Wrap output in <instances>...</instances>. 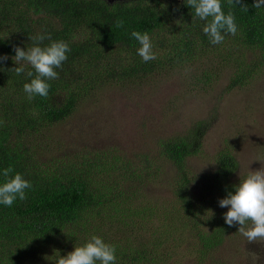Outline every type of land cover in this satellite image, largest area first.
Here are the masks:
<instances>
[{
	"label": "trees",
	"instance_id": "16d2710c",
	"mask_svg": "<svg viewBox=\"0 0 264 264\" xmlns=\"http://www.w3.org/2000/svg\"><path fill=\"white\" fill-rule=\"evenodd\" d=\"M254 3L221 0L225 14L235 15L238 30L214 45L203 32L207 22L195 16L186 0H5L4 12L0 8V57H8L0 60V183L3 170L11 166L10 176L21 173L32 188L25 190V200L17 198L11 207L0 204V264H55L56 252L67 255L92 235L116 246V264H164L157 255L146 254L154 250L148 246L176 237L181 244L185 232L192 239L188 244L198 242L194 264H205L226 232L238 231L239 224L229 227L224 211L217 209L240 180L234 178L239 165L231 147L215 154L203 176L209 181L210 188H202L211 194L208 198L194 188L199 175L188 162L202 151L215 115L193 122L183 134L157 138L155 158L94 150L50 154L48 142L54 139L47 131L70 118L92 91L141 82L193 62L207 50L218 51L220 45L227 50L225 60L239 61L227 88L244 86L264 67V6L255 8ZM118 19L125 22L122 28L116 27ZM132 31L149 33L156 59L142 60ZM38 33L64 40L71 51L56 69L59 78L48 81V97L29 101L23 85L34 78V69L25 65L33 77L17 75L12 69L19 65L12 57L16 46L31 47L29 37ZM50 42L45 39L42 46ZM163 164L164 186L178 204L176 213L167 204L159 209L152 198ZM154 219L159 227L143 238H131L138 229L144 234Z\"/></svg>",
	"mask_w": 264,
	"mask_h": 264
},
{
	"label": "rangeland",
	"instance_id": "374dc122",
	"mask_svg": "<svg viewBox=\"0 0 264 264\" xmlns=\"http://www.w3.org/2000/svg\"><path fill=\"white\" fill-rule=\"evenodd\" d=\"M224 55L228 56L227 50L220 45L218 51L207 50L193 62L151 74L141 82L106 85L92 91L80 100L70 118L48 128V136L54 142H48L50 149L46 153L94 150L135 159L147 153L155 158L157 138L183 134L193 122L213 114L215 119L203 138L202 151L188 159L199 175L194 188L208 198L211 194L202 188H210L209 181L203 176L212 167V159L219 150L229 147L233 150L239 165L235 179L243 178L249 170L264 167V67L256 70L244 86L228 89L239 61L235 62L234 58L227 61ZM46 145L47 142L43 148ZM166 171L163 164L158 174L162 180L157 179L158 185L149 186V190L152 188V198L159 209L167 204L168 210L176 213L178 204L164 186ZM217 206L224 213L228 211L219 202ZM106 212L114 214L112 210ZM159 226L160 221L154 219L144 234L138 229L131 238H143ZM184 237L187 239L181 244L176 237V240H163L157 247L149 245L154 250H147L146 254L158 257L157 261L164 260V264H194L197 255L193 250L198 242L188 244L192 240L188 232ZM253 253L259 256L256 264H264V243H249L237 230H229L207 256L205 264H252Z\"/></svg>",
	"mask_w": 264,
	"mask_h": 264
},
{
	"label": "clouds",
	"instance_id": "9594fccd",
	"mask_svg": "<svg viewBox=\"0 0 264 264\" xmlns=\"http://www.w3.org/2000/svg\"><path fill=\"white\" fill-rule=\"evenodd\" d=\"M186 3L194 9L195 16L207 23L203 32L209 37L212 44H221L225 34L235 35L237 33L236 18L232 11L225 14L221 0H186ZM230 5L240 3V0H228ZM264 0H255L253 7L261 8ZM243 11H248L247 6H241ZM116 27L122 28L124 20L118 19ZM223 33V34H222ZM131 36L140 44L137 52L144 62L156 59L153 52L152 39L147 31H132ZM33 42L27 50L16 46L15 56L12 57L16 66L12 70L20 75L26 73L33 77V71H27L25 65L34 69L35 76L30 83L23 85L27 99L31 101L35 96L47 98L50 84L48 81L59 78L56 69L62 68L63 62L67 60V53L71 51L69 44L64 40H52L50 34H37L29 37ZM51 41L48 45L42 46L43 41ZM8 59L7 56L0 57V60ZM9 166L3 170L4 182L0 183V204L11 207L19 200H25L26 189L32 188L29 180L16 172ZM234 192H228L227 196L219 200L220 207H227L228 211L223 214L225 223L231 227L239 224L238 233L247 242L264 243V167L258 170H249L248 173L234 186ZM213 214V213H212ZM259 256L252 254V264H256ZM116 246L98 235H92L89 240L74 250L61 256L56 252L55 264H116Z\"/></svg>",
	"mask_w": 264,
	"mask_h": 264
},
{
	"label": "flooded vegetation",
	"instance_id": "af4514ba",
	"mask_svg": "<svg viewBox=\"0 0 264 264\" xmlns=\"http://www.w3.org/2000/svg\"><path fill=\"white\" fill-rule=\"evenodd\" d=\"M14 1V0H13ZM0 8H1V12H4V8H5V0H0Z\"/></svg>",
	"mask_w": 264,
	"mask_h": 264
}]
</instances>
